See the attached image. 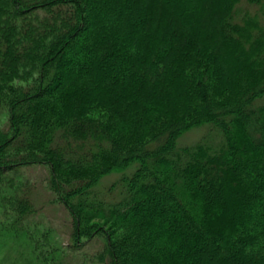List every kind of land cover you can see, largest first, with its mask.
Instances as JSON below:
<instances>
[{"label": "trees", "instance_id": "16d2710c", "mask_svg": "<svg viewBox=\"0 0 264 264\" xmlns=\"http://www.w3.org/2000/svg\"><path fill=\"white\" fill-rule=\"evenodd\" d=\"M3 250L0 264H264V0H0Z\"/></svg>", "mask_w": 264, "mask_h": 264}, {"label": "rangeland", "instance_id": "374dc122", "mask_svg": "<svg viewBox=\"0 0 264 264\" xmlns=\"http://www.w3.org/2000/svg\"><path fill=\"white\" fill-rule=\"evenodd\" d=\"M240 6L242 8L247 9L248 11L249 10H253V8L251 6H247L245 4V2H242V1H241ZM204 134H205L204 127L193 128V129L187 131L185 134H183L180 137L178 142L181 145L194 144L197 141H199ZM26 176H28L34 182L35 181H39L38 182L39 185H44L45 182L47 181V178H46L47 175H46V172L44 170H39L38 169L36 171H31ZM114 178L115 177H112V176L107 177L104 180L102 187H105V186L109 185L113 181ZM43 195L46 196L48 194L43 193ZM43 210H44L43 212H45V215H47L46 216L47 217L46 218L47 219L46 223L48 225H51V226L54 227L60 242L62 241V244L67 246L69 244V238H68L69 228L67 227V224L65 222L66 216H65V213L63 212L62 208L59 207V205H57V204H49L48 203L44 207ZM87 248H88L87 246L82 247L83 251H85L88 254V259H89L90 258L89 256L91 254H93L92 252H93V248L94 247L93 248L89 247L88 250H87ZM2 255H4V250L2 251V253H0V262H1V259H2ZM9 262H10V259H9ZM89 264H94V263L92 262V263H89Z\"/></svg>", "mask_w": 264, "mask_h": 264}]
</instances>
